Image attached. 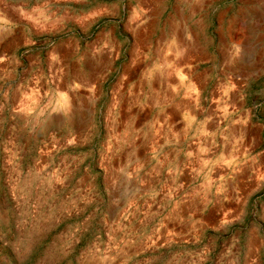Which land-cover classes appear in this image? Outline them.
<instances>
[{
    "label": "rangeland",
    "instance_id": "rangeland-1",
    "mask_svg": "<svg viewBox=\"0 0 264 264\" xmlns=\"http://www.w3.org/2000/svg\"><path fill=\"white\" fill-rule=\"evenodd\" d=\"M246 129L264 0H0V264H264Z\"/></svg>",
    "mask_w": 264,
    "mask_h": 264
},
{
    "label": "crops",
    "instance_id": "crops-1",
    "mask_svg": "<svg viewBox=\"0 0 264 264\" xmlns=\"http://www.w3.org/2000/svg\"><path fill=\"white\" fill-rule=\"evenodd\" d=\"M245 87H241L239 90V93H241L242 89ZM245 92H242L238 97L244 96ZM222 132L224 134L225 130L222 129ZM229 134V133H228ZM239 135H244L247 137L245 144L247 147H249V151H246V153H249V155H246V158L243 160H237V163H256V167H262L264 166V150H262L261 146H257V149L255 148V144L259 143L256 139V135L252 136L249 132V130H245L243 133L239 132ZM253 137V138H252ZM245 146V145H244ZM224 155V154H223ZM230 154L223 156L222 162L221 163H235L230 160L229 157ZM242 155H239L241 157ZM224 166V164H223ZM229 166V164H228Z\"/></svg>",
    "mask_w": 264,
    "mask_h": 264
}]
</instances>
